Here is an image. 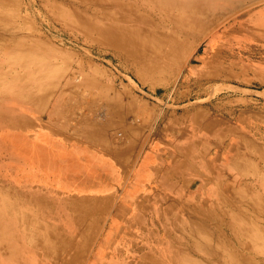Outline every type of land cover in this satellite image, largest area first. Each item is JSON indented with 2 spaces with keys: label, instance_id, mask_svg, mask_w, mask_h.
<instances>
[{
  "label": "rangeland",
  "instance_id": "374dc122",
  "mask_svg": "<svg viewBox=\"0 0 264 264\" xmlns=\"http://www.w3.org/2000/svg\"><path fill=\"white\" fill-rule=\"evenodd\" d=\"M232 3L180 74L181 55L152 74L148 51L119 47L114 22L170 46L182 30L174 12L151 15L141 0H0V31L10 27L0 32V264H264V0ZM74 142L89 170L117 165L109 187L55 174Z\"/></svg>",
  "mask_w": 264,
  "mask_h": 264
},
{
  "label": "bare ground",
  "instance_id": "6f19581e",
  "mask_svg": "<svg viewBox=\"0 0 264 264\" xmlns=\"http://www.w3.org/2000/svg\"><path fill=\"white\" fill-rule=\"evenodd\" d=\"M141 1L143 2V4H145L147 10L149 11V14H151V15L155 16L156 14H158L159 12H162V11H165L167 13L174 12V16L177 17V19L179 20L181 27H182V30H181V33L179 34V37H177L174 40V42L171 43L170 46H164L163 44H159L157 46H148L150 43L145 40L146 39V33L141 28H138L131 23H130V25H123L119 21L114 22V23L119 24V25H117V27L119 28V31L117 33H115V38H117L118 41H120L119 47L122 49L125 48L127 50H130V52L131 51H136V52L148 51L149 52V61H151V63L149 64V71L152 74L164 73L176 62L178 56L181 55L182 56V62H181V64H179V67H178V72H179L178 74H180L182 72L183 68L188 65L192 56H194L195 52L200 49L203 42L205 40H207L208 43H210V41L213 38L218 36V33H216V32L220 28V26L222 25L220 22H226L227 21V19L229 18L228 15H229L230 8L233 5V3H232L233 0H157V2H155L156 0H141ZM55 11H56V8H55ZM6 14L10 15V12L7 11ZM222 18H224V19L226 18V19L224 21H221ZM216 20H218V21H216ZM4 27H5V29H8V28L10 29V27H8L6 25ZM6 27H8V28H6ZM4 30H1V31H4ZM10 31H12V30H10ZM7 32L9 33V31H7ZM4 33H6V32L4 31ZM191 40H194V41L191 43ZM22 48H24V47L22 46ZM124 52H126V50ZM128 52H127V54H129ZM184 52H186L185 55L183 54ZM26 53H28V52H26ZM144 54H145V52H144ZM14 58H15V56H14ZM137 63L138 62H136V64ZM84 134L90 139L93 138V136L91 134L87 133V131ZM117 134H119V133L117 132ZM121 135H122V133H121ZM121 135H119V137ZM123 136H125V135H123ZM123 136H122V139L124 138ZM126 138L131 139V137H127V135H126ZM116 141H118V139H116ZM108 143L109 142L107 141V144ZM101 165H103V166H102V168H99V170L98 169L97 170L96 169L95 170H89L83 164H80L79 162H77L75 165V171L77 172L78 175H81L83 177L82 182H84V184H86V185H89V186L101 185V186L109 187L112 184L113 180H115L117 178V173L115 172L116 170L111 165H108V164H101ZM61 167L59 168L58 171H55V174L60 178L65 177V180L67 182L71 183L72 182V180H71V169L68 170L66 167H63V168H61ZM66 173H68L67 176H65ZM99 176H103V177L101 179H99ZM143 176H144V173L142 171H139L136 174V176H135V183H137L136 185H139V182L143 183L145 181L143 179ZM103 196H105V194L101 195V197H103ZM223 196H225V195H223ZM129 200H130V194H126L125 200H124L125 202L124 203L122 202L121 206L118 209V212L113 213V215H111V213L113 212L112 208H111L110 213H109L107 219L105 220V223H104V226L102 229L103 230V232H102L103 240H100L99 247L96 250H94L93 253L91 252L92 253V254H90L91 257L93 256V258H96L100 254L102 249L104 248L107 240H109L111 238L113 231L115 230L116 226L118 225L117 223L121 220V218L123 216L124 210L128 207L127 203L129 202ZM226 200H227V197H226ZM251 204L252 203H249V206ZM226 205H227V203H226ZM240 212H242V211H240V208H239V213ZM244 213H246V212H244ZM237 215H240V214H237ZM243 215L244 214H242V216ZM29 218H30V216H29ZM247 218L245 219V217H244L243 219L247 220ZM203 221H204V219H203ZM34 223H35V221H34ZM247 223H248V220H247ZM202 225H204V227H205V224H202ZM197 229H198V232H200V230H202L201 228L199 229V227L196 228V230ZM206 229H208V228L205 227V233H206V231H208ZM236 229L239 230V228H236ZM192 230H193V227H192ZM210 230L208 232H210ZM190 231H189V233H190ZM202 231H204V230H202ZM239 232H241V231H239ZM51 234L54 236L53 233H51ZM193 234H194V231H193ZM217 234L219 235L220 233H217ZM35 235L38 236L37 233ZM239 235H241V234H239ZM203 236L204 235H202L201 238ZM213 237H214V235H213ZM206 238H208V237L204 236V239H206ZM192 239L195 240L194 238H192ZM218 240H219V238H218ZM198 242H199V240H198ZM206 242H208V240ZM244 242H246V241H244ZM40 243H41V241H40ZM201 244H205V243L201 242ZM201 244H197L198 246H200L198 248V249L201 248L200 250H202V248L203 249L205 248V246L201 245ZM213 249H215V247H213ZM221 249H222V247H221ZM203 251H206V249ZM217 252H219V250ZM141 264H191V263L189 262L188 258H183V259L174 258L173 259L169 256L163 255L160 257H156V258H153V257L145 258ZM242 264H243V262H242ZM244 264H246V263H244Z\"/></svg>",
  "mask_w": 264,
  "mask_h": 264
},
{
  "label": "crops",
  "instance_id": "0c3cea01",
  "mask_svg": "<svg viewBox=\"0 0 264 264\" xmlns=\"http://www.w3.org/2000/svg\"><path fill=\"white\" fill-rule=\"evenodd\" d=\"M63 148L66 150V156H64V161L61 163V168L66 167L68 170L71 169V177L76 175L77 172L75 171V165L77 162H79L80 164L85 163V160L89 157V150H87L88 148H86L85 146L82 145V143L78 142V143H71V145L68 146H63ZM62 161V160H61ZM115 172L117 173V165L115 164ZM68 173L65 174V176H67ZM118 177V174H117ZM72 180V179H71ZM123 182V181H121ZM73 183V182H71ZM71 183L68 182V184L71 185Z\"/></svg>",
  "mask_w": 264,
  "mask_h": 264
}]
</instances>
